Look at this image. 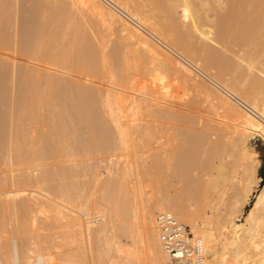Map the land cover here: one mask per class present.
Segmentation results:
<instances>
[{
	"label": "bare ground",
	"instance_id": "bare-ground-1",
	"mask_svg": "<svg viewBox=\"0 0 264 264\" xmlns=\"http://www.w3.org/2000/svg\"><path fill=\"white\" fill-rule=\"evenodd\" d=\"M36 1L33 11L42 14L36 17L43 20L41 23L37 20L39 25L36 23L38 31L37 26L33 31L34 40L31 36L32 39H25V36L24 41H34L30 48L26 41L27 49L24 47L26 42L22 41V44L20 37L17 39L20 31L17 32V25L22 18L21 1L0 0V27L5 29L1 33L0 28V61L6 58L18 64L21 53L17 50V56L15 49L22 45L21 48L29 53L26 60L20 55L23 56L21 61H26L24 65L21 61V65L18 64L19 69L23 65L22 74L18 73L20 70L17 72L18 67L16 69L13 61L9 65L3 60L7 65L5 71L0 63L7 79L1 75V69L0 77L16 84L18 73L25 86L21 102L11 104V108L5 107L10 111L2 109L6 112L2 113L6 122L0 121L6 125L2 124L3 130L8 131L6 127L11 126L9 132L5 130V135L0 137V158L3 157L5 164L10 166L7 171H1L0 167V210H10L22 225L29 222L35 227L52 218L61 231L53 237L57 243L55 250L51 249L59 252L51 250L50 253L47 245L43 241H34L33 236H28V240L26 235L38 231L30 233L25 226H20L18 231L6 235L5 243L0 233V264H168L169 255L162 245L157 224V215L166 211L175 213L200 238L204 264H264L263 183L245 222L239 215L257 192L256 186L262 178L257 177V164L248 154L246 143L252 135L264 139V0ZM91 17L109 33L117 27L125 42H120L110 52L107 50L110 37L107 33L101 34L100 30L102 44H97L96 37L83 29L86 23L94 22ZM4 42L9 43L7 48L13 55L9 53L6 57V51H1ZM232 42L240 44L242 49L239 54L235 51L236 58H232V50L237 49L235 46L232 49V45L233 54L226 58L222 51ZM172 50L187 61L178 59ZM130 53L144 59L148 68L151 64L155 66L154 69L151 67V73L147 71L148 81L144 79L147 74L144 71L141 72V75L144 73L143 83L134 79L136 68L131 64ZM188 61L211 79L218 88L216 91L220 90V93L215 92L221 110L231 111L235 120L233 125H237L232 139H223L228 134L225 133L216 142L214 140V144L207 142L203 152L208 151L209 156L204 161L200 158L198 164L203 176L197 172L200 178H196L198 183L203 181V192L182 188L185 193L171 194L169 187L170 194H165L158 188L159 184L155 186L157 193L147 198L143 174L136 169L137 162L131 159V154L136 152H132L137 147L133 143L135 139L157 144L152 160L157 169L163 165L182 174L196 167V156L199 158L197 150L188 155L185 151V154L177 153L178 161L174 150L168 149L176 132L172 135L173 130L165 128L162 122L165 118L178 119L177 113H180L177 108L182 99L175 94L173 75L181 73L187 81L198 83L199 74L185 63ZM230 71L235 77L229 80L230 76L226 78L225 72ZM106 72L110 76L106 79L108 84L104 81L108 77ZM60 89L69 95L66 98L73 104L64 99ZM177 96L180 97L178 103ZM184 105L179 106L185 108ZM152 112L157 119L154 128L152 122V126H148L149 123L145 126L141 121V116L149 113L150 117ZM188 113L186 110V116ZM6 133H10L9 137ZM204 134L194 136L204 142L208 139ZM3 136L8 138L3 140ZM147 152L152 153V150ZM101 155L105 159H97ZM63 157L69 158L66 161L72 165L51 166L48 163L50 158ZM79 158L83 161L78 162ZM216 158L219 162L214 161ZM105 161L107 165L102 167ZM17 162L21 163L22 170L14 169L19 165ZM173 171L168 172L169 176L174 174ZM193 173L195 175L194 170ZM69 180L71 182H67ZM232 181L236 184L232 187L231 202L225 210L219 209L216 204L226 202L225 188ZM199 186L201 188V184ZM204 203L208 204L207 208ZM61 248L65 250L60 252Z\"/></svg>",
	"mask_w": 264,
	"mask_h": 264
},
{
	"label": "rangeland",
	"instance_id": "rangeland-1",
	"mask_svg": "<svg viewBox=\"0 0 264 264\" xmlns=\"http://www.w3.org/2000/svg\"><path fill=\"white\" fill-rule=\"evenodd\" d=\"M21 1V3H20V8H21V10H22V14L20 13V15L22 16V18H20V20H19V24L17 25V32L19 31V34H18V37H17V39L20 37V43H22V44H24V42H28V43H30L29 44V48H30V45H31V43H32V45H33V42L34 41H31V40H25L24 41V38H25V36H26V38L25 39H27V38H29V39H32V40H34V37H35V35H33V34H35L33 31L35 30V26H37L36 27V31H38V25H39V23H38V21L37 20H39V18H42V17H40L42 14H40L39 12H37V14H40V16H39V18L37 19V14H36V12L34 13V9H35V6H36V0H20ZM34 2V3H33ZM34 10V11H33ZM43 16V15H42ZM92 19H91V21L93 20L94 22H92V23H86L84 26H86V27H83V29L84 30H86V31H88L87 33L89 34V33H91V34H89V35H91L92 37H96V41H97V44H98V42L100 43V44H102V42H100L101 40H102V38H103V36L101 35V34H106V36L109 38L107 41H109L110 40V43L109 42H107V50L108 51H112V50H114V48H116V46L120 43V42H125V41H123L122 40V35H121V33L119 32V29L117 28V27H114L113 28V32L112 31H110V33H109V31L108 30H106V29H103L104 27H101L102 25L100 24V22L96 19V18H94V17H91ZM22 19V20H21ZM40 20H43V19H40ZM40 20H39V22H40ZM21 21H22V23H21ZM90 21V22H91ZM36 23H38V25L36 24ZM41 23V22H40ZM94 23V24H93ZM20 24H22V26H21V28H22V30H21V28H20ZM90 24V25H89ZM100 24V25H99ZM92 25H94V26H92ZM18 26H19V28H18ZM28 26V27H27ZM91 28H90V27ZM99 26V27H98ZM6 27V26H5ZM31 27V28H30ZM89 27V28H88ZM92 27L94 28L93 30H92ZM1 28V27H0ZM88 28V29H87ZM2 30V32L1 33H4L5 31V29L3 30V28H1ZM99 29V30H98ZM100 30L102 31V32H100ZM93 31H94V33H93ZM24 32L26 33V34H24ZM27 32H28V34H27ZM32 32V33H31ZM101 34H100V33ZM105 32V33H104ZM0 33V34H1ZM23 33V34H22ZM116 33V34H115ZM118 33V34H117ZM21 34V35H20ZM96 35V36H93V35ZM110 34H111V36H110ZM20 35V36H19ZM23 35V36H22ZM22 36V37H21ZM32 38H31V37ZM23 38V40H21ZM119 38V39H118ZM100 39V40H99ZM22 41H24V42H22ZM31 41V42H30ZM25 43V46L24 45H22V46H20L19 44L20 43H18V45L20 46V48H18V46H17V48L18 49H15L16 50V54H17V56H18V52L20 51V53L21 54H19V57H20V60H19V65H21V62L23 63V65L25 64V62H23L24 60H26V55L27 54H29L28 52H27V49H28V47L26 46V44H28V43ZM5 43V42H4ZM106 43V42H105ZM231 43V42H230ZM229 43V47H227V50L226 49H224V51H222L223 52V56L224 57H226L227 58V56H229L230 57V55L232 56V54L235 52V53H237V54H239V52L238 51H240V48L242 49V47H240L241 45L240 44H238L237 42H232L233 44H230ZM236 45H235V44ZM9 43H5V45L3 44L2 46H4V47H2L1 49H3V50H1V51H6L4 54H6V57H7V55L10 53V54H12L13 55V52H9V51H12V50H10L9 49V51H8V48H7V45H8ZM109 44V45H108ZM31 45V46H32ZM233 45V46H232ZM240 45V46H239ZM27 47V49H26V51H25V49L24 48H21V47ZM232 46V47H231ZM237 47V49L235 48V47ZM125 46L124 45H122V48H124ZM232 49H234L235 48V50H232V52H231V48ZM239 48V49H238ZM32 49V48H31ZM228 49H229V51H230V53H229V51H228ZM17 50H18V52H17ZM23 51V52H22ZM30 51V50H29ZM173 51V50H172ZM15 52V51H14ZM24 52H27L26 54L24 53ZM175 51H173V53H174ZM24 53V54H23ZM177 52H175L174 53V55H176V56H178V54H176ZM232 53V54H231ZM234 53V54H235ZM4 54H3V56H4ZM233 54V56H232V58H236V54L234 55ZM12 55H10V56H12ZM20 55H24V60L23 61H21V58L23 57H21ZM133 54L132 53H130V57L132 56ZM9 56V55H8ZM28 56V55H27ZM235 56V57H234ZM5 57V56H4ZM181 57V58H180ZM228 57V58H229ZM18 58V57H17ZM17 58L15 59L16 61H17ZM183 57L182 56H178V59H180V60H184V61H187V60H185V59H182ZM232 58H229V59H232ZM1 59V58H0ZM3 59V58H2ZM5 59V60H4ZM3 60L5 61V63H7V64H9V65H11L10 64V62L11 63H13L10 59H6V58H4ZM3 60H1L0 61V63L2 64L3 63V69H4V71H5V69L7 70V68H5V67H7V65L5 66V64H4V61ZM143 60V61H142ZM21 61V62H20ZM130 61H132L131 62V64L133 65V66H135V68H136V70H134V79H136L137 80V82L139 81V83H143L144 81V79L146 80V81H148V79L150 78V76L148 77V74L149 73H151L152 71L151 70H153L154 68H155V66L153 67V64H151L150 66H149V68H148V65H147V62L144 60V59H141V58H139L138 56H135V57H131V60ZM16 63V69H17V67H18V64H17V62H14L13 64H15ZM187 65H191V63H189V61L188 62H185ZM1 64H0V66H1ZM12 64V65H13ZM146 64V65H145ZM23 65L21 66V68L23 67ZM5 66V67H4ZM137 66V67H136ZM2 67H0V69L2 70ZM9 68L11 67V66H8ZM25 67V66H24ZM144 67H146V68H144ZM153 69H152V68ZM20 68V69H21ZM142 68H143V70H142ZM191 68H194V70L196 71V74H199V77L197 78V79H199L198 80V83H192L190 80H188L187 81V79H185V77L180 73V74H178V75H173V81H172V83H173V86H175L174 88H175V92H177V93H175V94H177V95H180V97H181V103L179 102L178 103V100H179V96H177L178 97V99L176 100V102L180 105H184L185 106V108L183 107L182 108V106H179L178 105V108H177V111L178 112H185V113H183L184 114V116L186 117H184L183 116V114H181V116L182 117H180V113H177V116H178V119L179 120H182V119H184V120H182V122L181 121H178V119L177 118H175V119H162L163 121V125H164V127L166 128V127H168V130L170 129V131L171 130H173L171 133H172V135H173V133L174 132H176V133H174V135L172 136V140L170 141V144H169V146H168V149H171V150H174V152L177 154V153H184L185 151H186V154L185 155H188V153H196V152H193L194 150L196 151H198L200 154L198 155V157L199 158H197V156H196V159L198 160H196L195 162H196V167H194V168H192V169H190V170H186V171H184V172H182V174H181V172L180 173H178L179 171H175L176 169L174 168V171H173V168H171V169H168V168H166V167H164L163 165H161V167L160 168H158V169H160V173L157 171L158 169H157V167H155V162H153L154 161V153L156 152L155 151V149L157 150L158 148V146H157V144H153V145H151L150 144V142H143L144 140H141V138L139 139H135L134 140V145H137V147H138V144H140L141 146H139V148H137L136 146H135V150L133 149V151L132 152H134V151H136V152H134L135 154H136V157H134L135 156V154L133 153V154H131V159L133 160V162H137V165H136V163H134V166L135 167H137L136 169H138V171H140L142 174H143V179H144V185H145V188H146V190H145V192H146V197L148 196L149 198H151V197H153L156 193H157V191L158 190H156V189H160V190H162V193H165V194H170V191H169V187H171V194H174V193H177V192H184L185 193V191H183V190H187V189H190V190H192L193 191V189H195L194 191L195 192H197L196 190H198V191H200V190H202L201 192H203V188H202V184H203V181L201 182V181H199V183H198V180L199 179H196V178H200V176H199V174L200 175H202L203 176V171H202V169L200 168V162H201V159L200 158H202V161H204L206 158H207V156H209L208 154H209V152L208 151H206V152H203V150H206V147H207V144L208 143H210V145H212V144H214L220 137L222 138V136L225 134V133H228L227 135L225 134V136L223 137V139H225V140H230V139H232V137H233V135H232V132H233V129L235 128V126L237 125V123H236V125H233L234 123H235V120H234V118L232 117V115H231V111L230 112H228V110H225V109H222L221 110V108H222V106H221V104H220V102H219V100H218V97H217V93H220L219 91L220 90H218V91H216L218 88H216V86L214 85V84H212L211 83V79H208L209 77L207 76V75H205V74H203L199 69H197L194 65H193V67H192V65H191ZM19 69V67H18V70H17V72L20 70ZM151 69V70H150ZM0 70V71H1ZM22 70H24V69H22ZM22 70H20L18 73H20V72H22ZM150 70V71H149ZM198 70V71H197ZM106 71H109V70H107L106 69ZM142 71H144V73L146 74V75H144V73H142V75H144L145 77H144V79L142 78V75H141V72ZM146 71V72H145ZM149 73H148V72ZM138 72V73H137ZM215 72L217 73V71L215 70ZM231 72V71H230ZM230 72H225V77L226 78H228V76H230L228 79L230 80L231 78H233V77H235L234 76V74H232V72L230 73ZM4 72H3V70H2V72H1V75H3L4 76V74H3ZM17 73V80L18 81H20V82H18V81H16L15 83L16 84H12L11 83V81L10 82H8L7 80H4L5 78H6V76H4L5 78H3L2 76L0 77V121H1V119H4V114H2V113H6L5 111L3 112V110L4 109H6L5 107L6 106H8L9 105V107L11 106V104H15V105H17V104H19L21 101L20 100H22L23 99V95H24V92H25V86H24V82H23V84H22V82L21 81H23V80H21L19 77L21 76V75H19ZM23 73V72H22ZM22 73H20V74H22ZM107 73V72H106ZM200 73H202V74H200ZM212 73H214L213 71H212ZM229 73H230V75H229ZM108 75V77L107 78H105V82L108 84V80H106V79H108L110 76H109V72L107 73ZM227 74V75H226ZM232 74V75H231ZM139 75V76H138ZM183 77H181V76ZM85 76H88V74L87 75H85ZM201 76V77H200ZM139 77H141V78H139ZM148 77V78H147ZM175 77V78H174ZM176 77H180L179 78V80H178V78L176 79ZM207 77V78H206ZM87 78H89V77H87ZM182 78V79H181ZM7 79V78H6ZM8 79H10L9 78V75H8ZM110 79V78H109ZM185 81H187V82H184V80ZM63 80V79H62ZM85 80H88V79H86L85 78ZM208 80V81H207ZM104 81H101V82H103L102 84H104L105 82ZM180 82V84H179V82ZM6 82V83H5ZM176 82V83H175ZM206 82V83H205ZM10 83V84H9ZM63 83H64V81H63ZM203 83H205V85L206 84H208V85H203L204 86V88L205 87H207V89H205V91L203 90L204 88H203V86H202V84ZM184 84H186V85H184ZM180 86V88H179V86ZM188 85V86H187ZM199 85V86H198ZM211 85V86H210ZM214 85V86H213ZM65 86V85H64ZM178 86V87H177ZM182 86V87H181ZM185 86V87H184ZM193 86V87H192ZM15 87V88H14ZM17 87V88H16ZM24 87V88H23ZM184 87V89H181V88H183ZM190 87V88H189ZM192 87V88H191ZM195 87V88H194ZM209 87V88H208ZM6 88V89H5ZM176 88L177 89H179V90H176ZM211 88V90H210V92L208 91L209 89ZM13 89H14V91H13ZM16 89V90H15ZM192 89H194V90H192ZM183 90V91H182ZM23 91V93H21ZM60 91L62 92V89H60ZM211 91L212 92H214V94H215V96L213 95V93H211ZM217 93H216V92ZM3 92H4V94H3ZM15 92V93H14ZM60 92V93H61ZM64 92V91H63ZM63 92H62V94H63ZM184 92V93H183ZM187 92V93H186ZM59 93V92H58ZM57 93V94H58ZM190 93H193V94H190ZM209 93H210V95H212V96H210L209 95ZM66 93H64L63 94V96L65 95ZM185 94H187V95H185ZM189 94V95H188ZM197 94V95H196ZM208 96H207V95ZM3 95V96H2ZM191 95V96H190ZM193 95H194V98H192L193 97ZM196 95V96H195ZM198 95H199V97H198ZM7 96V97H6ZM60 96V95H59ZM206 96V97H205ZM216 98H214V97ZM66 97H69V95H65L64 96V99L66 100V101H68V103H69V100H70V98H66ZM208 97H211V99L209 98V100L211 101H209L207 98ZM213 97V98H212ZM61 98V97H60ZM190 98H192V99H190ZM62 99V101H63V97L61 98ZM72 99V98H71ZM204 99H205V101H204ZM214 99V101H212ZM5 100V101H4ZM150 100V99H149ZM194 100H196V101H194ZM207 100H208V102H207ZM17 101V102H16ZM71 101V100H70ZM148 101V100H147ZM185 103H184V102ZM188 101H189V103H188ZM191 101V102H190ZM195 103H193V102ZM217 101V102H216ZM3 102V103H2ZM150 103H151V101H149ZM153 102V101H152ZM210 102V103H209ZM70 103H72L73 104V102H70ZM69 103V104H70ZM187 103L189 104V105H187ZM198 103V104H197ZM165 104H166V102H165ZM164 104V105H165ZM194 104V105H193ZM214 104L215 105H217V106H214ZM2 105V106H1ZM167 105V104H166ZM220 105V106H219ZM8 107V108H9ZM157 107H160V106H157ZM161 107H163V105L161 106ZM188 107V108H187ZM7 108V109H8ZM11 108V107H10ZM180 108H182V109H180ZM216 108V109H215ZM3 109V110H2ZM7 109H6V111H7ZM199 109V110H198ZM9 110V109H8ZM149 110H151L150 108H149ZM148 110V111H149ZM180 110H182V111H180ZM186 110H187V112H190V113H188L187 115L188 116H186ZM192 110V111H191ZM10 111V110H9ZM9 111H8V114H9ZM223 111H224V113H223ZM151 112V111H150ZM11 113V112H10ZM223 114V116H222V114ZM8 114H7V116H8ZM151 114V116L149 117V113H146L145 114V116H141V121H144L143 123H144V125L145 126H147V123H149L148 124V126H152V124H151V122L153 123V128L155 127L154 125H156L155 124V121H157V119H156V115L154 116V114H153V112L152 113H150ZM179 114V115H178ZM190 114V115H189ZM194 114H196V115H194ZM206 114H209V116L208 115H206ZM230 116H229V115ZM10 115V114H9ZM194 115V116H193ZM225 115V116H224ZM7 116H5V117H7ZM1 117H3V118H1ZM10 117V116H9ZM147 117V118H146ZM192 118V121H188V119L190 120L191 118ZM206 117H208V118H206ZM210 117V118H209ZM221 117H223V119L225 120H223V119H221ZM229 117V118H228ZM232 118H233V120H234V122H232L233 120H232ZM10 119V118H9ZM177 119V120H176ZM208 119H209V121H208ZM228 119H229V121H228ZM165 120V121H164ZM175 120V121H174ZM11 121V120H10ZM148 121H150V122H148ZM170 121H172V122H170ZM187 121V122H186ZM228 121V122H227ZM4 122H6V120L4 119ZM4 122H0V127L2 128V127H5L6 125H5V123ZM166 122V123H165ZM231 122H232V124H231ZM4 123V125L5 126H3L2 124ZM10 123V122H9ZM167 123H170V124H173V125H170V124H167ZM220 123L222 124V125H220ZM230 123V124H229ZM7 125H8V122L6 123ZM207 124V125H206ZM10 125V124H9ZM8 125V127H6L7 129L9 128V130H10V126ZM225 127H224V126ZM172 126V127H171ZM227 126V127H226ZM204 127H206V128H204ZM223 127V128H222ZM0 128V129H1ZM224 128H226V129H224ZM229 128V129H228ZM4 128H2L1 130H2V132H4V133H2L1 132V130H0V137H2V135L1 134H3V135H5V132L7 131L6 129V131L5 130H3ZM199 129V130H198ZM208 129H210V130H208ZM223 129V130H222ZM9 130L7 131V133L9 132ZM187 130H189V131H187ZM192 130V131H191ZM193 130H194V132L196 131V133H194L193 132ZM202 130V131H201ZM206 130V131H205ZM225 130V131H224ZM199 133H198V132ZM204 131V132H203ZM220 131V132H219ZM202 132H203V134L204 133H207V134H204V135H207V137H208V139H206L204 142L203 141H200L199 142V139H197L195 136L196 135H200V133H201V135H203L202 134ZM214 132V133H213ZM221 134V136H220V134ZM6 133V134H7ZM194 133V134H193ZM219 134V136L218 135H216V134ZM10 134V133H9ZM9 134H7V136L9 137ZM192 134H193V136H192ZM223 134V135H222ZM232 136H231V135ZM175 135H177V136H175ZM184 135V136H183ZM195 135V136H194ZM200 135V136H201ZM210 135V136H209ZM174 136H175V139H174ZM191 136H192V138H191ZM214 136V137H213ZM218 138H217V137ZM227 136V137H226ZM6 137V136H5ZM8 137H6V138H8ZM6 138H4V136H3V140L4 139H6ZM184 138V139H183ZM196 138V140H194ZM227 138V139H226ZM229 138V139H228ZM183 139V140H182ZM187 139V140H186ZM217 139V140H216ZM136 140H140L141 141V143H140V141L139 142H137ZM208 140V141H207ZM214 140H215V142H214ZM5 141H7V140H5ZM135 141L138 143H135ZM213 141V142H212ZM192 142V143H191ZM202 142V143H201ZM208 142V143H207ZM4 143V142H3ZM144 143V144H143ZM200 143L202 144V145H200ZM2 146L1 147H3V144H1ZM150 145V146H149ZM173 145V146H172ZM197 145H199V146H197ZM246 149H247V152H248V154L250 155V156H252V159H257V161L254 159V162L257 164V168H258V170L256 171L258 174H257V177H262L261 178V180L258 182V184L257 185H259V186H256V189H257V192L254 194V196L252 195L251 196V199H250V202L248 203V205L243 209V211L241 212V213H239V215H240V219L243 221V222H245V220H246V215H247V213L250 211V209L252 208V206L254 205V203H255V201H256V195L258 194V192L260 191V189H261V187H262V185L264 184V177H263V175H262V173H264V139H263V137H261V136H257V135H252L250 138H249V140H247V143H246ZM157 146V147H156ZM196 146H197V148H196ZM202 146L204 147V148H202ZM153 147V149H154V151H153V149H151ZM172 147V148H171ZM150 148V149H149ZM189 148V149H188ZM191 148V149H190ZM198 148H199V150H198ZM148 149V150H147ZM179 149H181L180 151H179ZM151 151L152 150V153L150 154V153H148L147 151ZM184 150V151H183ZM189 150H190V152H189ZM137 152H139L138 154H137ZM150 154V157H149V155L148 154ZM182 153V154H183ZM153 154V155H152ZM179 154H177L176 155V158L178 159V155ZM205 154V155H204ZM185 155H183V156H185ZM204 155V156H203ZM202 156V157H201ZM103 159L104 157L101 155V156H99V158H97V159H99V160H101V158ZM204 157V158H203ZM134 158V159H133ZM135 158H136V160H135ZM1 160H0V167H1V171H4V170H9L10 169V166L6 163L5 164V162H6V160L5 159H3V157L2 158H0ZM64 159V160H63ZM67 159H69V158H67V157H63V158H59V159H56V158H50L49 159V161H48V163L49 164H51V166H54V165H62V164H64L65 166H67V164H68V166L69 165H72V162H68V161H66ZM80 159V160H79ZM78 159V162H82L83 160L81 159V158H79ZM105 159V158H104ZM116 159V158H115ZM114 159V160H115ZM138 159V160H137ZM147 159H148V161H147ZM57 160H58V162H57ZM63 162H65V163H63ZM135 160V161H134ZM150 160H151V162H150ZM153 160V161H152ZM60 161V162H59ZM178 161H179V159H178ZM214 161H217V162H219L218 161V159L216 158V159H214ZM45 162V161H44ZM51 162V163H50ZM173 162H176V161H173ZM60 163V164H59ZM154 163V164H153ZM16 164H19L18 166H14V169H16L17 167V169L16 170H22V168L23 167H19L20 166V162H17ZM48 164V165H49ZM103 166H102V163H101V166L102 167H104L105 165H107V161H105V162H103ZM146 164V165H145ZM149 164V165H148ZM150 164H152L153 166H151ZM199 164V165H198ZM5 165H8V166H6V168L4 167ZM3 167V168H2ZM102 167H100V169H102ZM146 167V168H145ZM5 168V169H4ZM145 168V169H144ZM197 168V169H196ZM78 169V168H77ZM156 169V170H155ZM168 169V170H167ZM195 169L196 170H198V171H195ZM201 169V170H200ZM262 169H263V171H262ZM170 170V171H169ZM192 170V171H191ZM193 170H194V172H195V175H194V173H193ZM0 171V172H1ZM172 171L174 172V174H175V177L177 176V177H181V178H174V174L172 175V176H169L170 174L168 173V172H170V173H172ZM190 171V172H189ZM163 172V173H162ZM199 174H198V173ZM202 172V173H201ZM144 173H146V174H148V175H145ZM159 175H158V174ZM154 174H155V176H156V178L154 177ZM191 174H193V175H191ZM197 174V175H196ZM179 175V176H178ZM182 175V176H181ZM198 176V177H197ZM145 177V178H144ZM204 177H206V176H204ZM150 178V179H149ZM169 178H171V179H169ZM184 178H188V180L187 179H185L184 180ZM194 178L196 179V182L194 181ZM152 179V180H151ZM179 179V180H178ZM193 179V180H192ZM147 180V181H146ZM192 180V181H191ZM72 181H74V180H72ZM156 181L157 182H159L158 184L156 183ZM191 181V182H190ZM193 181H194V183H193ZM67 182H71V180H69V181H67ZM147 184H146V183ZM175 182V183H174ZM182 182V183H181ZM187 182H188V184H187ZM153 183V184H152ZM156 183V184H155ZM162 183V184H161ZM180 183V184H179ZM184 183H185V185H184ZM263 183V184H262ZM160 184V186H158V188L156 187L155 188V186H157V185H159ZM199 184H201V188H200V186H199ZM236 184V182H234L233 183V181L232 182H230V183H228V185H227V187L226 188H228V189H226L225 188V193H226V196H225V199H226V202H224V204L223 203H219V204H216V206L219 208V209H221L222 208V210L224 209H226L227 208V206H229V203L231 202V199H232V187H233V185H235ZM148 185V186H147ZM149 185H151L150 187H149ZM180 186H182V187H180ZM188 186V187H187ZM164 189H163V188ZM174 187H175V189H174ZM177 187H178V189H177ZM187 187V188H186ZM148 188V189H147ZM165 188L167 189V190H165ZM182 188H183V190H182ZM260 188V189H259ZM154 189V190H153ZM176 190V191H175ZM189 190V191H190ZM167 191V192H166ZM169 191V192H168ZM201 192H198L199 194L201 193ZM191 193V192H190ZM228 194V195H227ZM153 195V196H152ZM151 196V197H150ZM147 197V198H148ZM255 198V199H254ZM255 200V201H254ZM252 201V202H251ZM254 202V203H253ZM205 204V203H204ZM203 204V206H206V208H207V206H208V204H205L204 205ZM198 205V204H197ZM199 206V205H198ZM245 211H246V213H245ZM6 212V213H5ZM11 213V214H10ZM13 214V215H12ZM244 214V215H243ZM5 215V216H4ZM243 215V216H242ZM11 216V217H10ZM12 216H13V218H12ZM11 218V219H10ZM6 221H5V220ZM49 220V221H48ZM48 220L46 219V221H42L39 225L40 226H38V227H35V226H33L31 223H24V225H22V222L20 221V220H17V218H16V216L14 215V213L12 212V211H10V210H8V212H7V210H5V211H1L0 210V223H1V226H0V233H2L3 234V236H4V234H5V236H4V238L6 237V235L8 236V235H10L13 231H16V229H17V231L19 230V227L21 226V227H23V226H25V229L26 230H28L30 233H32L34 230H36V231H38V232H35V233H37L38 234V236L33 232L32 234H34V235H26V237H27V239L29 240L30 238L28 237V236H33L34 237V241H43V244L47 247V249H48V251H50V253H57V252H59L57 249H56V251H54L55 249H54V245H55V243H57L56 242V240L57 239H55L54 240V238L56 237V235H57V233L59 232V231H61V229L59 228V227H56L55 225H54V221H53V219L51 218H48ZM2 221H4V222H2ZM20 221V222H19ZM10 222H12V223H10ZM8 223V224H7ZM239 223V222H238ZM20 224V225H19ZM4 225V226H3ZM5 225H7V226H5ZM33 228H32V227ZM42 226V227H41ZM7 227V228H6ZM37 228V229H36ZM42 228V229H41ZM47 228V229H46ZM52 228V229H51ZM4 229V230H3ZM2 230H3V232H2ZM12 230V231H11ZM8 231V232H7ZM44 232V233H43ZM8 233V234H7ZM42 233V234H41ZM39 234H41V235H39ZM51 234V235H50ZM46 237H45V236ZM3 236L1 237L2 238V241L5 243L6 242V238L4 239L3 238ZM42 238H41V237ZM37 238V240H36V238ZM45 237V238H44ZM48 237V238H47ZM54 237V238H53ZM0 238V239H1ZM39 238V239H38ZM43 238H44V240H43ZM54 240V242H52L53 240ZM5 240V241H4ZM46 240V241H45ZM59 240V239H58ZM54 243V244H53ZM49 245V246H48ZM53 247V249H51ZM62 250H60V252L61 251H63V250H65V249H63V248H61ZM51 250H52V252H51Z\"/></svg>",
	"mask_w": 264,
	"mask_h": 264
},
{
	"label": "built area",
	"instance_id": "built-area-1",
	"mask_svg": "<svg viewBox=\"0 0 264 264\" xmlns=\"http://www.w3.org/2000/svg\"><path fill=\"white\" fill-rule=\"evenodd\" d=\"M157 224L162 245L169 255L168 264H204L200 238L195 236L191 226L169 211L157 215Z\"/></svg>",
	"mask_w": 264,
	"mask_h": 264
},
{
	"label": "trees",
	"instance_id": "trees-1",
	"mask_svg": "<svg viewBox=\"0 0 264 264\" xmlns=\"http://www.w3.org/2000/svg\"><path fill=\"white\" fill-rule=\"evenodd\" d=\"M262 171H263V169H262ZM262 175H263V177H264V173H262Z\"/></svg>",
	"mask_w": 264,
	"mask_h": 264
}]
</instances>
